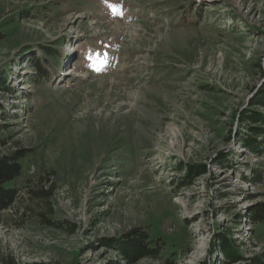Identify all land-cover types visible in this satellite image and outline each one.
<instances>
[{
    "label": "rangeland",
    "instance_id": "1",
    "mask_svg": "<svg viewBox=\"0 0 264 264\" xmlns=\"http://www.w3.org/2000/svg\"><path fill=\"white\" fill-rule=\"evenodd\" d=\"M262 94L264 0H0V264H127L102 242L134 230L135 264H264Z\"/></svg>",
    "mask_w": 264,
    "mask_h": 264
},
{
    "label": "trees",
    "instance_id": "2",
    "mask_svg": "<svg viewBox=\"0 0 264 264\" xmlns=\"http://www.w3.org/2000/svg\"><path fill=\"white\" fill-rule=\"evenodd\" d=\"M48 55H51V50H47ZM58 52L54 54L53 57L58 59ZM62 59V57H60ZM36 68L40 74L39 81H41L47 75L42 71L39 63H37ZM43 79V80H44ZM4 89V88H3ZM261 99L264 98V94L259 96ZM250 120L251 122L262 121L264 122V116H257L256 114L249 115L247 114L245 119ZM244 119V120H245ZM254 131V130H253ZM264 131H260L259 133H251L249 137L246 139H242L240 142L245 148H250L253 151L259 150V145L255 142V138L261 137ZM24 156L17 152L15 154L9 156H0V212L5 211V209L11 207V205L15 202L17 191L12 187V183L18 178L21 172V163L20 160ZM187 177L181 185L190 184V180L194 177L204 175V167L199 166H187L186 168ZM32 195L37 199L44 200L45 195L41 191L32 190ZM248 221L253 224L262 225L264 223V207H254L248 212ZM236 222H239L237 220ZM155 242L149 241L144 232L139 230H134L133 232L126 234L120 239H110L102 242V246L109 247L116 251L123 260L126 261L127 264H135L140 261L141 258L149 257L150 255H155L157 251L155 250H163L162 247H159L158 244L152 245ZM217 250L223 254L229 261L234 262L239 258L238 250L236 246L231 243L229 237L222 235L220 239L217 241ZM216 249V247H215ZM159 252V251H158Z\"/></svg>",
    "mask_w": 264,
    "mask_h": 264
}]
</instances>
